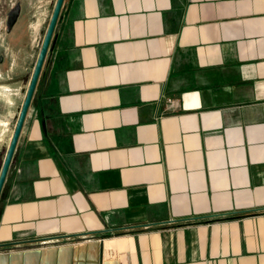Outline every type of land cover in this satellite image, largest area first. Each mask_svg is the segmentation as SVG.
Returning <instances> with one entry per match:
<instances>
[{
    "label": "crops",
    "instance_id": "obj_1",
    "mask_svg": "<svg viewBox=\"0 0 264 264\" xmlns=\"http://www.w3.org/2000/svg\"><path fill=\"white\" fill-rule=\"evenodd\" d=\"M56 1L0 0V161ZM51 45L0 264H264V0H64Z\"/></svg>",
    "mask_w": 264,
    "mask_h": 264
},
{
    "label": "water",
    "instance_id": "obj_2",
    "mask_svg": "<svg viewBox=\"0 0 264 264\" xmlns=\"http://www.w3.org/2000/svg\"><path fill=\"white\" fill-rule=\"evenodd\" d=\"M63 2H64V0H57L55 3V7L53 10L50 22H49L48 28L46 30L44 39L42 41L41 48H40V51H39V54H38V57H37V60H36V63H35L34 69H33V73H32L31 79H30V83H29V86H28V89L26 92V97H25V100H24L22 107L20 109L19 115L17 117L14 134H13L12 140L10 142V145L7 149L3 164L0 168V196L2 194V189H3L4 183H5L7 174H8V170L10 168L12 161H13V156L15 153L18 138H19V135L21 133V129H22L24 120L26 118L27 111H28L29 105L31 103V100H32V97H33L39 76L41 74V70H42L47 52H48L49 48L52 47L51 41H52V37H53L54 31L56 28V24H57L59 15H60V11H61ZM18 13H19V7H15L9 13V17H8V21H7L8 28H11L14 25V23L17 19Z\"/></svg>",
    "mask_w": 264,
    "mask_h": 264
},
{
    "label": "rangeland",
    "instance_id": "obj_3",
    "mask_svg": "<svg viewBox=\"0 0 264 264\" xmlns=\"http://www.w3.org/2000/svg\"><path fill=\"white\" fill-rule=\"evenodd\" d=\"M44 39V38H43ZM42 44V43H41ZM40 51V50H39ZM36 63V62H35ZM35 66V65H34ZM6 155V151H5V153L3 152L2 154H1V156L3 157V155ZM3 158H5V157H3ZM1 159V161H0V168H1V166H2V164H3V161H4V159Z\"/></svg>",
    "mask_w": 264,
    "mask_h": 264
}]
</instances>
